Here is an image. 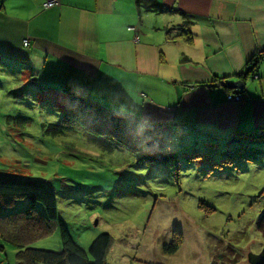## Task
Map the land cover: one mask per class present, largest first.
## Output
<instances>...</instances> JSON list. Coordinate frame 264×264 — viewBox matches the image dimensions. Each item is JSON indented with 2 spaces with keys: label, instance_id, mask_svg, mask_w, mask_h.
Masks as SVG:
<instances>
[{
  "label": "rangeland",
  "instance_id": "obj_1",
  "mask_svg": "<svg viewBox=\"0 0 264 264\" xmlns=\"http://www.w3.org/2000/svg\"><path fill=\"white\" fill-rule=\"evenodd\" d=\"M57 91L38 85L27 66L0 58V178L45 184L74 244L87 251L108 234L105 264H250L262 253L264 141L226 144L179 129L173 160L139 166L115 143L66 125L68 97ZM28 205L21 200L0 214ZM174 230L182 245L167 255ZM60 242L56 225L28 247L59 252ZM18 251L0 239V264H20Z\"/></svg>",
  "mask_w": 264,
  "mask_h": 264
},
{
  "label": "crops",
  "instance_id": "obj_2",
  "mask_svg": "<svg viewBox=\"0 0 264 264\" xmlns=\"http://www.w3.org/2000/svg\"><path fill=\"white\" fill-rule=\"evenodd\" d=\"M45 1L0 0V58L27 66L38 85L226 144L235 130H264V59L241 92L225 86L264 57V0H148L160 11L139 0Z\"/></svg>",
  "mask_w": 264,
  "mask_h": 264
},
{
  "label": "trees",
  "instance_id": "obj_3",
  "mask_svg": "<svg viewBox=\"0 0 264 264\" xmlns=\"http://www.w3.org/2000/svg\"><path fill=\"white\" fill-rule=\"evenodd\" d=\"M138 5L153 11L161 10L159 5L148 0H139ZM263 59L262 54L249 59L245 71L237 77L243 83L253 79ZM65 92L68 100L62 121L66 125L77 126L91 137L115 143L136 156L139 166H155L174 159L170 144L176 135V128L144 120L133 113L113 111L82 90L67 89ZM240 140L248 144L263 142L264 130H235L228 144ZM21 200L29 201L24 210L8 215L0 214V239L19 249L17 257L20 264H105L111 245L108 234L97 236L87 251L82 250L73 243L62 222L58 220L55 196L45 184L12 177L0 178V213ZM37 206L42 207L43 213L37 210ZM56 225L60 228L59 252L28 247V244L47 237ZM261 231L264 235V228ZM181 245L182 235L174 230L172 241L163 247V252L173 255Z\"/></svg>",
  "mask_w": 264,
  "mask_h": 264
},
{
  "label": "water",
  "instance_id": "obj_4",
  "mask_svg": "<svg viewBox=\"0 0 264 264\" xmlns=\"http://www.w3.org/2000/svg\"><path fill=\"white\" fill-rule=\"evenodd\" d=\"M243 85H244L243 82L238 80L236 82L228 83L225 86L229 89L238 90L241 92ZM248 263H250V264H264V250L262 251V253L259 256H256L253 259L250 258L248 260Z\"/></svg>",
  "mask_w": 264,
  "mask_h": 264
},
{
  "label": "built area",
  "instance_id": "obj_5",
  "mask_svg": "<svg viewBox=\"0 0 264 264\" xmlns=\"http://www.w3.org/2000/svg\"><path fill=\"white\" fill-rule=\"evenodd\" d=\"M57 3V0H47L45 1L42 5H43V8L44 9H49L53 6H55ZM129 31H133V32H136L135 31V28H128ZM24 46H27V43L24 42ZM227 100L230 101V102H234V103H239L242 99H241V96L236 94L234 96L230 95L227 97Z\"/></svg>",
  "mask_w": 264,
  "mask_h": 264
}]
</instances>
